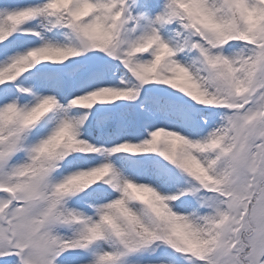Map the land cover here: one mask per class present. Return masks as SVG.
Returning a JSON list of instances; mask_svg holds the SVG:
<instances>
[{
	"label": "snow or ice",
	"instance_id": "6c2138e0",
	"mask_svg": "<svg viewBox=\"0 0 264 264\" xmlns=\"http://www.w3.org/2000/svg\"><path fill=\"white\" fill-rule=\"evenodd\" d=\"M0 264H264V0H0Z\"/></svg>",
	"mask_w": 264,
	"mask_h": 264
}]
</instances>
